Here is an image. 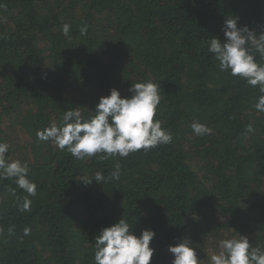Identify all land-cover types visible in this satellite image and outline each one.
<instances>
[{"label":"trees","instance_id":"trees-1","mask_svg":"<svg viewBox=\"0 0 264 264\" xmlns=\"http://www.w3.org/2000/svg\"><path fill=\"white\" fill-rule=\"evenodd\" d=\"M232 16L259 32L264 0H0V142L10 145L9 161L29 164L37 185L21 211L17 198L22 204L27 193L0 179V264H94V237L120 218L137 236L155 232L150 264H165L161 239L209 224L210 238L221 229L264 248V113L253 107L260 92L221 72L207 51ZM147 81L161 86L156 118L171 143L78 160L37 139L66 110L78 107L87 119L111 89L125 97ZM193 121L211 133L194 135ZM117 163L118 180L84 184Z\"/></svg>","mask_w":264,"mask_h":264},{"label":"clouds","instance_id":"clouds-1","mask_svg":"<svg viewBox=\"0 0 264 264\" xmlns=\"http://www.w3.org/2000/svg\"><path fill=\"white\" fill-rule=\"evenodd\" d=\"M238 19L233 16L224 19V39L212 36L207 42V51L218 61L221 72L239 77L250 87H258L260 95L253 107L257 112L264 113V27L259 32L247 25L238 27ZM69 32L70 25L66 23L62 26V33L69 37ZM80 32L85 35L87 25L81 27ZM160 88V84L152 81L137 82L131 84L130 95L125 97L113 88L107 96L99 98L95 109L90 111L94 115L84 119L78 107L66 110L59 122L54 121L38 130L36 137L44 142L53 141L59 150H66L78 160L97 154L104 160L111 156L127 157L130 153L169 144L173 139L172 133L162 127L161 121L156 118L161 102ZM190 127L196 136L212 131L209 126L196 121ZM253 131V125L248 124L246 132ZM9 148L8 143L0 142V179L14 181L20 190L27 193L22 204L19 198L17 203L21 211H29L32 203L29 197L37 195V185L29 179L27 162L19 159L9 161L6 156ZM120 173L117 163L107 177L102 171H97L94 178L84 184L118 180ZM12 194L16 195L15 189H12ZM30 231L25 227L23 234L29 235ZM13 233L14 227L10 226L8 234ZM154 236L155 232L151 229H142L139 236L135 235L133 225L120 218L118 222L101 228L94 237V264H150L155 252L150 247ZM217 247L219 250L209 257L210 264H264V248L253 247L249 238L240 233L220 239ZM167 251L173 257L171 264H201L203 260L198 257L197 247L187 237L170 244Z\"/></svg>","mask_w":264,"mask_h":264},{"label":"rangeland","instance_id":"rangeland-1","mask_svg":"<svg viewBox=\"0 0 264 264\" xmlns=\"http://www.w3.org/2000/svg\"><path fill=\"white\" fill-rule=\"evenodd\" d=\"M20 134H18L19 138H22L23 140H27L26 134L19 128ZM192 165L197 169V171L202 174V172L199 170V165L196 163V161H192ZM219 217L214 216V221H218ZM219 224L218 222L213 223L212 227H218ZM206 227V225H204ZM210 227V224L207 226V228ZM206 228V229H207ZM206 229L200 231V230H195L193 234L188 233L185 237L189 238L190 241L192 242L193 246L197 247V254L199 258H207V254L210 256L213 254V252L218 251V241L223 238H231L233 237V234L231 235L230 232L228 231H222L220 229L219 234L215 236V238H210L211 232L206 231ZM195 235V237L193 236ZM191 238H194L191 240ZM159 241H157L158 243ZM177 241L168 239V238H163L160 240V246L158 247L159 250L161 251L160 253L163 254L166 258L165 264H171V261L173 259L172 255L167 251V248L170 244H174ZM205 254V255H204Z\"/></svg>","mask_w":264,"mask_h":264}]
</instances>
